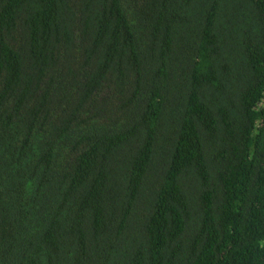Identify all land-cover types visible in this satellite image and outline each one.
<instances>
[{
    "label": "trees",
    "instance_id": "obj_1",
    "mask_svg": "<svg viewBox=\"0 0 264 264\" xmlns=\"http://www.w3.org/2000/svg\"><path fill=\"white\" fill-rule=\"evenodd\" d=\"M0 264H264V0H0Z\"/></svg>",
    "mask_w": 264,
    "mask_h": 264
}]
</instances>
